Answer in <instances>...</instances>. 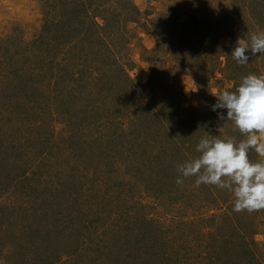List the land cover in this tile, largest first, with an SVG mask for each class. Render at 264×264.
Wrapping results in <instances>:
<instances>
[{
  "label": "rangeland",
  "instance_id": "rangeland-1",
  "mask_svg": "<svg viewBox=\"0 0 264 264\" xmlns=\"http://www.w3.org/2000/svg\"><path fill=\"white\" fill-rule=\"evenodd\" d=\"M220 1L221 5L214 7V2ZM59 2L62 1L0 0V44L4 47L0 60H5L7 54L19 63L36 67L39 58L26 52L27 43L40 33L46 11L56 12ZM132 2L140 13L138 22L126 27L127 15L121 10L119 21L106 27L115 31L125 27L123 37L115 41L108 37L117 55L110 54L108 58L107 49L94 53L96 58H103L98 62L97 75L105 69L110 81L106 77L105 84L96 82L98 87L90 85L85 90L79 87L81 81L73 78L80 75L83 66L74 55L61 70L59 115L52 117V109L41 101L30 112L27 103L24 109L30 119L24 121L23 108L15 110L16 105L0 104V264H176L179 253L174 238H182L180 242L195 258L184 254L181 264H249L240 241L232 236L235 232L229 226L231 218L247 221L259 249L264 250V209L234 212L233 197L228 190L213 185L196 187V177L184 178L178 184L179 164L172 157L167 161L174 164L169 172L150 177L135 173L134 166H130L132 157L128 159L130 151L124 145L129 130H121L130 125V120L122 119L120 122L124 123L115 126V133L108 129L109 122H119L117 114H124L119 111L118 99L125 89L122 87L125 73L135 86L129 100L134 102L140 96L144 100L141 94H146L148 103L159 109L163 99L151 89L163 78V73L165 77L170 71L181 70L174 65L178 61L182 66L188 62V70L179 78L180 89L190 104L207 114L211 121H219L211 132L195 131L192 138L182 137L181 129L178 131L176 126L171 128L181 145L187 146L188 141L191 144L184 150L189 160L199 156L194 143L201 136L214 134L213 130L229 126V134L236 132L235 139H242L231 121L218 120L211 105L216 102L213 94L234 88L241 76L264 74V55L250 56L245 65L237 64L229 56L238 37L247 40L256 32L255 19L245 22L232 39L224 31L217 45L214 37L206 33L215 32L216 27L224 30L215 13L218 11V15L222 13L225 17L227 8L231 9L228 0ZM232 7L229 13L238 18L239 7ZM171 9L183 14L182 22L191 13L196 16L200 32L193 43L187 39L192 32L190 28L176 30ZM84 24L93 23L86 20ZM162 29L164 33L160 35ZM157 36L165 39L163 43ZM75 45L74 53L80 48L78 43ZM7 46L8 53L4 50ZM198 48H201L198 56L188 54ZM209 52L212 56L213 52L217 53L218 63L213 57L207 58L211 56L207 55ZM183 54L185 60L181 59ZM85 55L93 56L89 50L81 56ZM206 65L218 70L209 73ZM8 85L9 81L3 91L11 90ZM3 95L1 91L0 96ZM159 113L163 115L160 109ZM138 129H134V134L143 133L142 127ZM154 133L160 140L170 135L165 129H156ZM134 137L137 143H143L142 136ZM116 139L119 148L124 146V153L106 156V146L113 148ZM141 150L145 148L138 146V152ZM182 150L181 147L179 153ZM117 158L123 166L124 162L129 165L118 168ZM155 167L148 168L152 172ZM132 174L137 177L133 178Z\"/></svg>",
  "mask_w": 264,
  "mask_h": 264
},
{
  "label": "trees",
  "instance_id": "trees-1",
  "mask_svg": "<svg viewBox=\"0 0 264 264\" xmlns=\"http://www.w3.org/2000/svg\"><path fill=\"white\" fill-rule=\"evenodd\" d=\"M61 1V3L59 2L57 4L59 8L56 12L51 10L53 12L51 14L50 9L46 11L40 33L37 34L33 41L27 43L28 49L26 52H28V54L31 56L39 58L36 67L32 64L19 63V61L15 60V58H11L10 56L8 58L7 54L5 55V60H0V92L2 91V93L5 94L0 96V104H11V106L16 105L14 107L15 110H18L19 108L22 110L23 108V112H21L24 121H29L30 119V116L27 117V113L24 109L27 103H29L30 112H34L36 109V104L41 101L48 104L52 109V117L59 115L57 102L60 98L59 88L63 77V72L61 70L64 63H68L70 59L73 60L71 57H74V55L77 56L76 59L83 66L79 71L80 75L76 74L73 78L76 81H81L79 87L83 88L84 90L90 85H96L98 87L96 82L101 83V81L104 82L107 80L106 77L108 78L109 74L106 73L107 70L104 69V71H102L99 75L96 73L100 71L98 62H102L103 58H96L94 53H101V50L107 49V57L110 58V54H115V51L112 49V45L108 41V37H113V40L121 36L123 37L125 31V27L119 31L106 28L107 24L118 22V14L120 15L121 10H123L127 15V24L125 25L126 27L129 26V23L138 22V20H140L138 15L140 13L134 6L132 0ZM124 1H129V3H125L127 6L126 9H124ZM228 1L230 2L228 4L231 6V9L227 8L225 11L226 16L224 17L222 13L218 15L219 12L216 11L215 15L217 19L213 17L223 23V25H221L224 30H220L218 27H216L215 32L211 30V33H206L208 37H214L217 45L219 38L224 35V31L226 33H230L229 35L232 39L233 36L236 35L237 31L240 30V27L244 26V23L250 18L255 19L256 21V32H264V0ZM221 3V1L217 4L214 2V7L220 6ZM232 5L239 7L236 9L238 18L232 16L229 13V10L232 11L233 9ZM173 10H170L173 12V14H169H172L171 17L175 18L176 23L174 22L173 25L176 27V30L179 27H186V29L190 28L189 30H192V32L187 39L193 43L194 40L198 39L197 35L200 32L197 29L199 28V24L197 23L198 20L196 16L191 13L182 22L181 19L183 18V14L180 12L176 13V10L175 12ZM108 12L109 14L107 17L105 16V13ZM175 13L177 14L176 16H174ZM92 14L94 15L92 16ZM230 19L232 22H230ZM86 20H91L93 24H87V26H85L84 23ZM169 22H171V19L168 20V23ZM105 33L108 35L106 36ZM163 33L164 29L160 31V35ZM157 40L163 43L165 39L163 40L162 36H157ZM0 43H2L1 40ZM75 43H78L80 48H77L76 52L74 53L76 46ZM1 47H3V44H0V51L2 50ZM4 50L6 53H8L10 52V47L7 46ZM88 50L93 56H81L83 55V51ZM200 51L201 48L191 49V53L188 54H192V56H198V52ZM50 55L52 56L50 57ZM116 55L117 54H115V56ZM207 55H211L207 58L213 57L214 59H216L218 56L216 52H213V56L210 52L207 53ZM184 58L186 59V55H181V59L185 60ZM214 62L218 63V60L216 59ZM11 64L13 67L10 66ZM37 65L39 68H37ZM174 65L177 68H181V70L177 73L176 71H170V73H168V75L166 74L165 77V73H163L161 76H163L165 79H158V83L153 89H151L154 93H159V98L163 99L164 103L159 106V109L163 112V115L159 113L158 107L156 109V106L153 107L150 103H148V96L146 94H141L145 96L144 100L141 98V96L136 98L134 102L129 100L128 96H131L135 93L132 90L135 86L131 84L132 79L126 73L122 82V87H125V89L120 94L119 99L117 98L119 105L121 106L119 111L124 112V114H117L120 116L118 121L120 122L122 119L130 120V125L121 127L122 132L129 130V133L126 134L127 138L124 142V145H126V150L128 149L130 151L128 153V159H131L132 157L130 166H134L133 168L136 169L135 173H141L142 176L148 175V177H150L151 175L158 174L159 172H169L171 169L170 166L174 165L172 161L167 162L168 160H171V157L173 160H178L176 165L190 159L188 153L184 150L191 144H188V141L186 142L187 146L181 145L179 138L171 131L173 126L178 127V131L181 129L182 137L192 138L195 131L208 129L211 132L213 126L219 122L211 121L207 114L195 109L194 106L190 104L183 90L180 89L181 79L179 77L181 76L180 74L188 70V62L182 66L178 61H174ZM90 67H92L93 71L95 72H92ZM206 67L209 73L212 74L218 70L217 67L213 69L214 66L212 65H206ZM85 73L88 75L87 77L85 76ZM71 77H73V75ZM16 78L19 79H17L15 82ZM108 79L110 81V78ZM8 81V87L12 88L8 92L3 91V88H5V90L7 89ZM237 83L238 81L236 84ZM199 86L201 88V84H199ZM83 89L80 90L83 92ZM107 89L110 90L111 88L108 86ZM145 114L148 115V117H146ZM113 122L114 121H112V123L109 122L108 129L113 130L115 133V126L120 127L121 123H124V121L120 123ZM138 127L143 128V133L138 132V135H136L134 134V129L136 128L138 131ZM228 127L226 128L224 126V128L216 130V132L213 130V133L214 135H227L229 137L235 138L237 133L234 132V134H229ZM156 129L168 130V132H170L169 138L166 140H160L154 133ZM134 136H139V138L142 136L143 143H137L138 141H135L136 138ZM194 144L196 145L197 142ZM178 145H181L180 148H183L181 153H179L180 148H178ZM138 146H141L142 148L144 147L145 151L141 150L138 152ZM173 146H175V150ZM120 151L124 153V146L121 145L119 148V142L116 139L113 148H107L106 146L104 153L106 156H111L113 153L117 154ZM249 157L253 161L258 159L257 154L252 153V151L249 153ZM118 159L119 158H117V162L115 164V166L117 165L118 168L129 165L124 162L123 166V163L118 161ZM153 165H157V167L152 169L153 171L151 172L149 168ZM132 176L133 178L137 177L133 174ZM161 179H164L163 176ZM202 186L205 187L206 185ZM246 223L247 221L231 218L229 226H233L235 232L232 234V236L240 241V246L242 247L244 254L247 255L249 264H264V250L262 248L259 249V244L254 240L255 238L252 233H250L251 230L249 227H247ZM172 240L176 241V245L174 247H177L176 249L178 250L176 251L179 253V256L177 255L179 261L177 260L176 264H181V257L184 254L186 257L195 259L193 255L188 252L186 247H184V243L180 242L182 238H178L176 240L174 238ZM60 257L61 254L56 258ZM50 260L51 259H49V261Z\"/></svg>",
  "mask_w": 264,
  "mask_h": 264
},
{
  "label": "clouds",
  "instance_id": "clouds-1",
  "mask_svg": "<svg viewBox=\"0 0 264 264\" xmlns=\"http://www.w3.org/2000/svg\"><path fill=\"white\" fill-rule=\"evenodd\" d=\"M264 55V32L237 38L229 56L239 65L250 56ZM211 110L220 121H231L242 139L227 135L201 136L196 144L199 156L177 165V183L196 177L195 186L213 185L228 190L234 212L264 209V74L248 73L232 89L217 94ZM226 110V111H225ZM258 159L253 161L249 153Z\"/></svg>",
  "mask_w": 264,
  "mask_h": 264
}]
</instances>
